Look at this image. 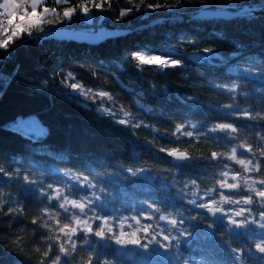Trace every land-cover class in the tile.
<instances>
[{
  "label": "trees",
  "instance_id": "16d2710c",
  "mask_svg": "<svg viewBox=\"0 0 264 264\" xmlns=\"http://www.w3.org/2000/svg\"><path fill=\"white\" fill-rule=\"evenodd\" d=\"M84 2L65 0L56 4L46 0L43 7L54 10L47 15L51 25L30 29L31 35L26 33L9 49H0V167L20 172L19 180L14 178L10 187H6V181H0L5 185L0 186V200L6 202V208L19 209L8 215L0 213V264H40L43 259L35 249L46 250L45 237L50 233L31 223L32 219L42 215L43 205L34 193L25 192L23 185L24 175H39V171L52 174L59 168L77 173L86 167H94L97 176L112 173L104 179L109 195L116 197V202H142L145 205L154 202L161 208L158 214L176 218L184 211L187 216L190 206L181 201L179 195L181 190L186 191L185 183L200 178V188L193 190L197 192L215 186L212 170L202 167L199 158L210 159L212 151L224 152L225 149L202 136L188 138L176 133L177 125H181L182 130L184 127L191 130V125L202 124L203 127L215 118L200 111L190 112L189 106L178 97L192 94L201 96L205 103H228L226 95L218 96L207 86L215 84L216 80L240 77L233 73L237 70L234 63L245 57L251 61L264 58V0H179V3L177 0H144L143 5L141 0H109L103 11L92 9L89 23L79 14ZM148 4L167 7L155 12L134 11L128 17L119 18L122 10L146 8ZM241 5L253 6L254 17H199L218 11L235 13L241 10ZM66 7L77 10L70 21L62 15ZM41 28L45 30L43 33ZM98 28L127 33L95 46L40 40L42 35L54 29L93 32ZM188 40L194 43H188ZM204 48H212L217 53L203 56ZM173 49L174 58L183 61V66L178 69H153L128 60L132 52L168 55ZM198 54L201 55L197 56L199 61L192 63L189 58ZM253 79L257 81L253 87L257 91L264 90V81ZM73 82L83 90L108 91L114 102L106 101L105 107L118 112L129 124L135 122L148 127L124 128L103 117L96 112V103L85 101L78 92L71 90L69 85ZM258 99L240 101L238 108L262 111L256 102ZM138 103L151 108L155 115L138 109ZM120 108L129 115L125 117L119 113ZM29 115H35L46 127L44 136L34 138L8 126ZM236 123L247 121L241 119ZM250 140L247 131L241 129L236 144ZM161 147L166 151L177 148L194 157V161L177 166L170 161L166 151H159ZM118 164L125 168H146L150 175L159 179L151 182L141 178L139 182L127 185L114 171ZM29 169L37 171L30 172ZM160 183H167L169 189H160ZM174 184L178 186L172 187ZM97 187L105 185L98 184ZM149 187L151 192H148ZM44 220L47 217H43L41 223ZM48 222L55 228L54 222ZM200 223L203 226L202 219ZM196 232L190 242L192 247L184 250V255H195L200 259V254L206 253L213 244L203 232L198 229ZM243 239L241 236L230 240L228 233L217 230L215 243L226 248L236 246ZM13 240H17L23 252L12 243ZM107 254L108 258L112 255L111 251ZM86 257V252L78 255L76 264H84ZM104 259L101 258V264ZM122 259L139 264L136 256Z\"/></svg>",
  "mask_w": 264,
  "mask_h": 264
},
{
  "label": "snow or ice",
  "instance_id": "6c2138e0",
  "mask_svg": "<svg viewBox=\"0 0 264 264\" xmlns=\"http://www.w3.org/2000/svg\"><path fill=\"white\" fill-rule=\"evenodd\" d=\"M108 3L109 0H85L79 9V14L87 21L93 14L92 9L103 11ZM143 3L144 0H141V5ZM162 7L167 6L148 4L146 8H127L120 11L119 17L125 18L134 11L141 10L155 12ZM239 8L242 10L254 7L241 5ZM230 10L235 11V9ZM52 11L54 10L43 7L42 0H3L0 3V13H2L0 32L3 33V38H0V49H9L16 41L23 39L26 33L31 35L30 29L44 24L51 25L52 21L47 18V14ZM76 11L73 7H66L62 12L63 18L70 21ZM254 15L255 12H252L251 16ZM245 18L249 19L248 16ZM44 31L41 28V32ZM187 42L194 43L192 40ZM174 50H170L168 55L132 52L128 60L131 63L138 62L142 67L152 66L153 69H178L183 66V61L174 58ZM216 53L212 48H204L202 55L215 56ZM234 65L241 73L240 77L231 76L224 80H216L215 84L210 83L207 86L208 90L218 96L226 95L230 102L205 103L201 96L192 94L178 97L189 106L190 112L200 111L215 118L207 121V125L203 127L202 124H193L191 130L186 127L182 130V126L177 125L176 133L188 138L202 136L206 140L216 142L217 147L225 151H212L210 159L199 158L202 167L212 170L215 186L197 192L193 190L200 188V178H193L190 183L186 182L184 186L186 191L181 190L179 195L181 201H186L190 206L187 209L188 215L186 216L184 211H181L176 218L159 215L160 221H166L167 225L171 226L163 227L161 230L163 234L157 231L150 232L151 225H145L141 237L139 234L141 228L136 227L129 231L128 228L132 225L125 227V220L140 225L141 215L144 220H151L161 211L154 202L146 205L142 202L132 204L130 210L133 214L124 219L120 218L123 215L120 209L109 208L110 201L115 200L116 197L109 195L106 188L107 180L104 177H109L112 173L104 172L103 177H100L95 174L94 167L91 169L86 167L77 173L57 168L52 174L39 171V175L23 176L25 192L34 193L39 204L43 205L40 209L42 215L32 219L31 223L37 228H46L50 233L45 237L46 250L42 251L39 247L35 249V252L43 257L40 264H76V257L84 252L87 253L84 264H101V258H106L103 261H111L112 264H131L122 257L141 254H162L166 258L163 262L156 261L152 264H181V262L182 264H264V90L257 91L256 87H253L257 83L253 78L264 81V58L251 61L245 57ZM69 86L72 91L79 94L84 91L76 82ZM152 88L155 92L156 85L154 84ZM99 95L106 96L107 93L101 92ZM256 97H259L256 102L262 111L255 109L241 111L238 108L240 101L250 102ZM99 103L100 101L96 103V112L124 128L148 127L147 124L141 125L135 122L129 124L126 119L114 114L115 111L111 108L113 114L106 115L99 110ZM137 108L155 115L152 109L145 108L144 104L138 103ZM241 119L247 123L237 124L236 121ZM241 129L247 131L251 140L236 144ZM159 151L164 153L166 149L161 147ZM166 155L172 158L177 166L194 161V157L177 148L167 150ZM29 171L37 170L29 169ZM114 171L119 173L122 181L127 185L135 184L141 178H147L151 182L159 179L150 175L149 170L143 167L125 168L118 164ZM14 178L19 180L20 172L0 167V181H6V187L11 186ZM98 184L105 187L98 188ZM0 186L5 185L0 184ZM158 186L163 190L169 189L167 183H160ZM177 186V184L172 185L174 188ZM151 191L152 188L149 187L148 192ZM5 203L4 200H0V213L8 215L19 211L17 208H6ZM43 217H47V220L41 223ZM201 219L203 226L200 223ZM48 221L54 222L55 228ZM197 229L213 244L206 253L200 254V259L195 255H184V250L192 247L190 242L197 234ZM217 230L228 233L230 240L241 236L244 239L236 246L219 247L215 243ZM12 243L23 252L17 240H13ZM109 251L112 253L110 258L107 254Z\"/></svg>",
  "mask_w": 264,
  "mask_h": 264
},
{
  "label": "rangeland",
  "instance_id": "374dc122",
  "mask_svg": "<svg viewBox=\"0 0 264 264\" xmlns=\"http://www.w3.org/2000/svg\"><path fill=\"white\" fill-rule=\"evenodd\" d=\"M45 1L46 0H42V4H44ZM52 1L55 2L56 4H61V3L65 2V0H60V2H58V0H52ZM2 2H3V0H0V3H2ZM29 6H30V4H29ZM49 14H50V12L47 15H49ZM83 18H84L85 22H88V23L91 20V18H89L86 21V18L85 17H83ZM69 27L72 28L71 25ZM233 73L241 75V73L238 72L237 70H234ZM8 126L12 129L20 131L23 134L30 135L34 138L42 137L47 132L46 127L38 120V118L35 115H29V116H26V117H23L20 119H16L15 121L10 122L8 124ZM189 195H191V194H189ZM131 205L132 204L119 203V202H116L115 200H112V201H110L109 208L110 209H113V208L120 209V211L123 213V215H121L120 218L124 219V217H130L133 214L130 210ZM121 206H123V207H121ZM221 206L222 207H228L227 205H221ZM159 215H162V214H158V213L155 214L151 220H144L143 215H141L139 217V219L141 221L140 225H136L133 221L125 220V227H128V225L131 224L132 227L128 228L129 231H131L133 228H136V227L141 228V232L139 233L141 235V237H143L142 229L145 225H151V228L149 229L150 232L157 231V232H161V234H163L161 231L162 228L163 227L170 228L171 226L167 225L166 221H160L158 219ZM130 251H134V250L130 249ZM131 256L132 255H128L126 257H131ZM136 257H137V261L139 264H152V262H156V261L163 262L166 259L162 254H160V255H155V254L144 255V254H141V255L136 256Z\"/></svg>",
  "mask_w": 264,
  "mask_h": 264
},
{
  "label": "water",
  "instance_id": "95a60500",
  "mask_svg": "<svg viewBox=\"0 0 264 264\" xmlns=\"http://www.w3.org/2000/svg\"><path fill=\"white\" fill-rule=\"evenodd\" d=\"M252 12H254L253 9L247 11L240 10L235 13H230L228 11H218L213 13H204L199 15V17L232 19L235 17L251 15ZM126 33H127L126 31L110 30L105 28H98L93 32H87L82 30H70V29H54L42 35L40 40H61V41L73 42L77 44L95 46L104 40L121 37ZM189 59L192 63H197L200 58L197 56H191ZM168 158L172 163H174L172 161V158L170 157Z\"/></svg>",
  "mask_w": 264,
  "mask_h": 264
},
{
  "label": "clouds",
  "instance_id": "9594fccd",
  "mask_svg": "<svg viewBox=\"0 0 264 264\" xmlns=\"http://www.w3.org/2000/svg\"><path fill=\"white\" fill-rule=\"evenodd\" d=\"M177 3H179V0H177ZM205 5H208V4H205ZM101 92H105V93H107V95L106 96H100L99 93H101ZM79 96L83 97V99L85 101H91L92 103H97V101H100L99 110L104 112L106 115L113 114L112 110L110 108L105 107L106 101L107 102H114L113 95L111 93H109L108 91H98L97 92V91H94L93 88H87L81 94H79ZM119 113H123V115H125V114L129 115V113L127 111H125L123 108L119 109ZM114 114L118 115V112L115 111ZM102 264H112V262L111 261H103Z\"/></svg>",
  "mask_w": 264,
  "mask_h": 264
},
{
  "label": "built area",
  "instance_id": "2783aa9c",
  "mask_svg": "<svg viewBox=\"0 0 264 264\" xmlns=\"http://www.w3.org/2000/svg\"><path fill=\"white\" fill-rule=\"evenodd\" d=\"M0 15H2V13H0ZM0 38H3V33L0 32Z\"/></svg>",
  "mask_w": 264,
  "mask_h": 264
}]
</instances>
